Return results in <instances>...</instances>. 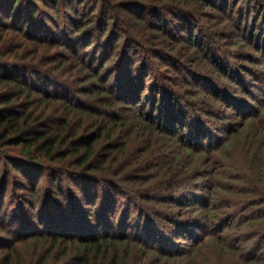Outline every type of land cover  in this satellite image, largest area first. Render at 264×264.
Listing matches in <instances>:
<instances>
[{"label":"rangeland","instance_id":"rangeland-1","mask_svg":"<svg viewBox=\"0 0 264 264\" xmlns=\"http://www.w3.org/2000/svg\"><path fill=\"white\" fill-rule=\"evenodd\" d=\"M228 1L233 11L210 18L190 7L187 29L196 28L192 34L202 40L197 48L180 33L184 24L173 27V0H84L83 19L93 24L81 36L68 26L67 0L58 8L60 19L49 7L39 3L34 9L32 0L23 1L28 14L37 9L35 22L47 32L35 44L7 31L5 40L14 45L4 43L3 52L12 60L14 52L22 54L14 46L23 44L24 54H34L27 62L36 70L37 88L75 108L39 100L32 109L42 116L35 128L62 138L55 161H37L40 189L20 190L7 164V158L26 160L22 147L6 146L0 154V260L10 250L18 264H75L83 249L68 243L75 236L74 216V228L84 224L81 234L87 237L130 239L128 264H244L239 256L264 254V0ZM156 18L165 20L170 34L159 33ZM240 35L249 46L239 47ZM89 37L96 44L91 49ZM214 60L223 63V71ZM111 61L108 86H123L143 104L109 111L114 118L121 115L117 124L96 117L108 108L91 96L94 84L88 81L87 69ZM133 76L144 82L142 91H129ZM154 86L175 95L183 114L169 101L159 102L156 120L148 117L151 128L134 120L152 113L147 98H153L149 87ZM87 108L96 116L86 115ZM104 128L93 146V174L105 180L90 191L93 207L81 201L78 185L66 181V170L79 156L72 142L84 146ZM69 130L77 137L66 144ZM51 174L63 175L59 188L51 187ZM60 234L66 240L57 241ZM157 250L169 259L160 260Z\"/></svg>","mask_w":264,"mask_h":264},{"label":"trees","instance_id":"trees-1","mask_svg":"<svg viewBox=\"0 0 264 264\" xmlns=\"http://www.w3.org/2000/svg\"><path fill=\"white\" fill-rule=\"evenodd\" d=\"M23 1L24 0H0V154H2L3 149L6 146L22 147L23 153L27 156L26 160L20 161L15 158H7V164L11 170L14 171V176H16L17 184L20 185V190L32 193L36 189H40L42 186V168L40 167V163L37 161L42 158H45L50 162L55 161L58 154L57 146L60 142H62L61 134L57 133L53 135V130L34 127V124L36 125L40 123L38 121H40L42 116L36 117L34 110L32 109L39 100H44L48 103L58 100L61 101L65 107H71V109L75 108V104L71 101L61 100L58 95H52L50 93L49 95L46 93L43 94L42 90L37 88L38 86L34 84L35 81L33 78L34 75L36 76L37 74L36 70L33 68L32 63L27 62L30 57H34V54H32L33 52L29 53L28 50V53L24 54L22 52L23 44L14 46L17 47V49H20L22 54L18 55L17 52L12 50V52L16 53V55L12 60H7L6 54L3 52L4 43H6L9 47L14 45V43L12 44V42L10 43L5 40V33L7 31H16L22 39L26 41H31L35 44L42 42L43 36L47 31L44 30L40 21L35 22V15L37 14L36 11L38 9L36 4L40 3L45 7L51 8V10L57 14L58 19H60L61 15H58V8L61 3L66 0H32L33 8L36 7L37 9L30 14H28ZM67 1L68 6L66 7L65 14L67 15L69 21L68 26L73 27V32L76 35L81 36L86 34L87 29H89L93 24L92 22H89V20L84 21L83 19V15L87 13L84 8L86 2H84V0ZM173 3L176 5V10L175 12H172V17L177 21L173 27L180 28V25L184 24L183 28L180 29V33H187L186 42L194 48L202 45V40H199L194 34H192L195 33L196 28L191 31L187 29V25H189L188 18L192 13L190 11V7L195 6L200 10H204V12L208 14L205 16L206 18L212 17L211 14L221 10H223L225 14L234 10V5H230L228 0H173ZM82 8L85 9L83 12H81ZM155 22V26L159 30L160 34L163 36L170 34L171 31H169V29L172 28L167 26L165 20L156 18ZM193 23L195 22L192 20L191 24ZM259 25L260 24H257L256 26L258 27ZM108 28L109 27H107V29ZM259 28L261 27L259 26ZM107 29H105V31ZM244 31L248 34V26L245 27ZM90 39H92V37L86 39V41L90 43L88 44L89 49L96 45L93 44ZM238 39L242 42L239 45L240 48L243 47L245 43H247L248 46L250 45V42L244 41L245 37L242 35H240ZM254 41L255 39H252L251 42ZM136 42L137 41H135V39H132V43L135 44ZM235 45H237V43ZM214 63L215 64L213 66H215L216 69H221L220 71H223L224 67L222 62L218 63L217 60H214ZM111 64L112 61L107 64L105 62L99 65L93 64L91 69H87L88 81L94 84L91 92L92 95H90L97 96L100 101H105L106 104L104 105L107 106L108 112L96 116L94 112L87 108L84 113L90 117H102V119L108 120V122H116L117 124L121 120V115L119 114V118H114V116L109 114L111 113L109 111L113 109H123L125 111L131 110L133 107H142L143 104L139 95L134 93V95L125 94L123 86H108L111 74L106 70L111 66ZM148 73L149 72H145L142 75L147 78L149 77ZM131 80L132 81L128 84L130 92H134L135 90L142 91L144 89V86H142L144 85V82L142 80L139 81V78H136L135 76H133ZM149 90H151L153 98H147V103H149L152 113L147 114V119L145 118L146 112H142L144 116L135 115L134 121H138L139 124L147 123L151 125V128H153L154 126L153 124H150L151 122L148 121V117L152 120L156 116L155 113L158 112V103L169 101L172 107L177 108L179 100L176 99L175 95H167V93L158 86H154L153 88L149 87ZM215 95L220 97L218 93ZM218 99L219 98H217V100ZM219 100L221 101V99ZM143 107L145 108V106ZM177 111L183 114L181 112V107H178ZM170 117L177 119L178 115L171 114ZM162 120L163 116L159 118L160 123H162ZM65 121L67 125L68 120L66 119ZM105 129L106 128L99 131L98 138L89 139L84 146L79 143H75L76 145H74V142H72L73 153H76L79 156L74 158L71 162L77 169H72L71 167L73 166L70 165L71 167L66 170V181L69 182V184L78 185L76 192L80 190L83 192L85 197L81 198V201H85L87 205H92L93 207L96 205L91 199L90 191L96 186L99 187L101 184L99 182L105 181L103 178L93 174L95 169L93 163V146L96 140L102 137ZM76 137V132L69 130L66 132L64 141L68 144V141H74ZM79 145L84 149L82 154H78L80 153ZM43 154L45 155L42 156ZM67 157L68 155H66V159ZM48 177L50 178V185L52 188H55L56 186L58 188L60 187V184L58 185V183L63 175L56 176L55 174H51ZM80 181H84L83 187L80 186ZM71 190L72 188H69V192ZM112 193H109V195H112ZM76 219L77 216H74V222L71 224L72 231L75 236L71 239V242L68 240V243L79 247V249H83L81 250L83 255H81L75 264H92V262L97 263L99 260H104L103 263L106 262V264H128V261H130L129 259L131 258L130 250H128L129 245L131 244L130 239L125 236H101L99 234L87 237L85 236L86 232L81 234L84 224H79L77 229L74 228ZM262 220L264 221V217ZM60 223L62 227L65 225V221H61ZM40 224L44 226L46 225V222L40 221ZM31 235L34 234L32 233ZM55 238H57V241L66 240V235L60 234L59 237L55 236ZM142 244L143 243L141 241V247L143 246ZM151 249L153 248L151 247ZM9 251L10 250H8L7 255L0 260V264H18L15 255ZM157 251L161 254L160 260L169 259V255L164 253V250ZM239 260H243L244 264H264V254L254 255L250 259H242V257L239 256Z\"/></svg>","mask_w":264,"mask_h":264}]
</instances>
